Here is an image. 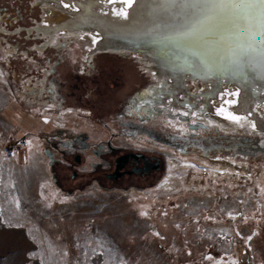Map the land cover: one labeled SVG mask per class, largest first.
I'll use <instances>...</instances> for the list:
<instances>
[{"label":"rangeland","instance_id":"374dc122","mask_svg":"<svg viewBox=\"0 0 264 264\" xmlns=\"http://www.w3.org/2000/svg\"><path fill=\"white\" fill-rule=\"evenodd\" d=\"M44 14L45 3L37 0H0V264H43L39 244L27 233L29 226L34 235L36 227L46 231L60 251L70 242L82 247L93 230L108 257L93 264H264V131L258 129L264 112L249 117L246 129L255 130L226 133L195 121L196 112L184 116L159 107L146 95L159 81L139 57L92 54V47L73 34L52 39L38 31ZM189 83L196 92L197 86ZM26 91L35 94L26 98ZM147 102L168 119L172 114L179 127L167 126L158 113L141 111L151 108ZM62 129L87 133L92 147L110 140L117 147L160 152L165 173L154 185L83 188L100 158L88 152L76 179L73 170L51 167L48 147L59 155L47 138ZM197 156L251 164L252 176H242L240 185L252 186V192L234 189L238 175L207 176V164ZM168 159L200 164L204 170L194 173L200 180H193L199 183L197 191L174 196L159 188L169 172ZM173 173L189 174L185 168ZM146 192L152 196H143ZM233 218L241 220L237 232L228 222ZM250 247L253 259L247 253ZM202 256L207 259L202 261ZM76 259L68 264H85L82 256ZM55 260L46 262L62 264Z\"/></svg>","mask_w":264,"mask_h":264},{"label":"bare ground","instance_id":"6f19581e","mask_svg":"<svg viewBox=\"0 0 264 264\" xmlns=\"http://www.w3.org/2000/svg\"><path fill=\"white\" fill-rule=\"evenodd\" d=\"M37 1L45 3L44 22L38 31L49 34L52 39L58 34H73L92 47H89L92 54L118 51L139 57L146 70L159 81V85L146 92L159 107L165 105L184 116L196 112L195 121L219 126L226 133L255 130L253 126L249 130L246 126L253 113L264 112V0ZM189 81L197 86L196 92H191ZM200 83L203 89L199 87ZM34 94V91H26L23 95L27 98ZM149 110L151 115L158 113L167 126L179 127L172 114L168 119L163 111L153 106ZM141 111L147 112L145 108ZM260 126L263 127L257 128L264 131V120L260 121ZM48 148L47 155L56 159L58 156ZM196 160L207 164V176L238 175L239 182H235L237 188L234 189L244 188L246 194L252 192V186L240 185L242 176H252L254 168L251 164H241L233 158L211 160L197 156ZM183 168L188 170V175L173 173ZM201 169L195 161L170 159L169 172L159 188L174 196L183 195L186 190L197 191L199 183L194 185L193 180H200L195 177V172ZM263 175L264 172L260 174ZM3 179L0 167V187ZM260 183L263 194L264 183ZM144 195L152 196L151 192ZM2 215L0 202V217ZM228 222L237 232L241 220L233 218ZM32 230L27 227V233L40 246L39 259L43 264L55 259L68 264L73 258L77 261L79 256L85 264H93L101 257L108 259L103 243L93 236V230L85 235L82 247L70 242L63 251L58 247L60 244L53 245L46 231L36 227L34 235ZM238 248L243 257L246 247ZM251 249L248 248L247 253L253 259ZM206 257L202 256L201 260Z\"/></svg>","mask_w":264,"mask_h":264},{"label":"flooded vegetation","instance_id":"af4514ba","mask_svg":"<svg viewBox=\"0 0 264 264\" xmlns=\"http://www.w3.org/2000/svg\"><path fill=\"white\" fill-rule=\"evenodd\" d=\"M75 96V92L70 93L71 99H75ZM78 100L82 103L83 96L79 95ZM149 109L146 111L151 116ZM47 140L59 155L52 159L51 167L62 165L73 170V179H76L77 172L86 166L88 152L100 158V161L92 164V172L87 174L90 175L89 178L83 180L81 185L83 188L96 184L104 188H110L109 185L111 187L154 185L166 170V161L160 152L147 154L140 149L117 147L110 140L101 141L92 147L94 145L87 133L73 134L67 129H62Z\"/></svg>","mask_w":264,"mask_h":264},{"label":"water","instance_id":"95a60500","mask_svg":"<svg viewBox=\"0 0 264 264\" xmlns=\"http://www.w3.org/2000/svg\"><path fill=\"white\" fill-rule=\"evenodd\" d=\"M111 53H117V54H119V55H124V52H118V51H110ZM129 53V52H128ZM200 128H202V129H207L205 126H200ZM200 130V129H199ZM53 154V153H52ZM51 159H53V158H51Z\"/></svg>","mask_w":264,"mask_h":264},{"label":"snow or ice","instance_id":"6c2138e0","mask_svg":"<svg viewBox=\"0 0 264 264\" xmlns=\"http://www.w3.org/2000/svg\"><path fill=\"white\" fill-rule=\"evenodd\" d=\"M68 5L67 4H65V7H67ZM233 119H235V118H233Z\"/></svg>","mask_w":264,"mask_h":264},{"label":"built area","instance_id":"2783aa9c","mask_svg":"<svg viewBox=\"0 0 264 264\" xmlns=\"http://www.w3.org/2000/svg\"><path fill=\"white\" fill-rule=\"evenodd\" d=\"M24 142H22V144H23Z\"/></svg>","mask_w":264,"mask_h":264}]
</instances>
